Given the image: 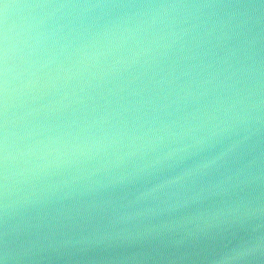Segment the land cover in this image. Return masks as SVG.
Returning a JSON list of instances; mask_svg holds the SVG:
<instances>
[{
  "label": "water",
  "instance_id": "1",
  "mask_svg": "<svg viewBox=\"0 0 264 264\" xmlns=\"http://www.w3.org/2000/svg\"><path fill=\"white\" fill-rule=\"evenodd\" d=\"M0 264H264V0H0Z\"/></svg>",
  "mask_w": 264,
  "mask_h": 264
},
{
  "label": "clouds",
  "instance_id": "2",
  "mask_svg": "<svg viewBox=\"0 0 264 264\" xmlns=\"http://www.w3.org/2000/svg\"><path fill=\"white\" fill-rule=\"evenodd\" d=\"M233 259L237 262H241L247 259V257L242 254H237L236 256L233 257Z\"/></svg>",
  "mask_w": 264,
  "mask_h": 264
}]
</instances>
